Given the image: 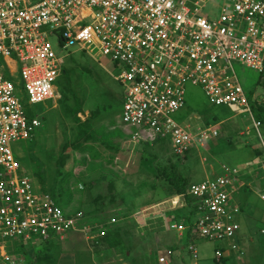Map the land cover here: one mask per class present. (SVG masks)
<instances>
[{"label":"built area","instance_id":"obj_1","mask_svg":"<svg viewBox=\"0 0 264 264\" xmlns=\"http://www.w3.org/2000/svg\"><path fill=\"white\" fill-rule=\"evenodd\" d=\"M49 35L66 55L74 49L112 64L116 72L110 76L122 93L119 119L129 139L165 140L176 156L214 140V125L191 127L172 117L184 106L185 86L198 85L209 104L248 115L264 167L259 121L230 64L261 72L264 0H0V264H36L29 252L36 245L26 244L69 233L95 242L117 219H89L56 204L33 187L11 151L10 143L31 138L38 126L35 116L27 117L19 94L24 93L26 104L57 95L64 59ZM237 181L236 169L221 165L217 175L187 186L194 208L191 225L171 220L168 228L184 234L193 259L196 240L215 243L214 261L243 256L232 204ZM165 202L167 209L184 206L181 195ZM259 233L264 235V228ZM17 245L25 253L14 252ZM170 255L165 250L157 263L169 264Z\"/></svg>","mask_w":264,"mask_h":264},{"label":"rangeland","instance_id":"obj_2","mask_svg":"<svg viewBox=\"0 0 264 264\" xmlns=\"http://www.w3.org/2000/svg\"><path fill=\"white\" fill-rule=\"evenodd\" d=\"M48 39L57 55L64 59L63 64L66 63L65 66L72 67V70H69L71 83L66 84L64 77L60 74L56 84L57 95L55 98L41 103L26 104L24 93L19 94L24 102L25 112L37 118L38 126L31 138L10 143L11 151L24 174L31 179L33 187L35 186L37 189L40 187L35 175L38 167L42 170L43 184L47 191H52V185H55L58 179H65L63 174L69 169L73 174L68 178V185L71 189L77 179H82L84 184L90 181L91 188L85 189L81 184L83 186L81 191L84 190L82 210H91L95 203L99 202L94 198L97 194L103 196L105 194L114 195L119 191L123 193L127 203L121 204V200L119 201V198L116 197L115 203L106 202L104 208L87 213V216L89 215L90 219L91 216L96 217L97 215L102 218L115 215L117 216L116 222L110 229L120 222H127L130 225L129 232L132 234L128 236L126 242L130 245L129 251L125 253L128 256H124L122 248H107L103 244L98 247V240L95 242L86 240L79 232L69 233L66 237L57 239L54 244H51L50 249L53 248L51 250L57 252L56 259L54 257L51 264H158L157 255L164 256L165 250H167L165 241L160 240V234L169 219L168 212L171 210L167 209L168 204L165 202L167 198L163 199L160 193L161 182L140 174L137 170L139 142L129 139V136L121 141L122 146H125L122 147L123 151L121 150L115 155L116 163L121 164L118 168L116 164H112L113 161L110 164L106 162L108 158L104 154H109L112 151L99 143L94 148L97 154L94 157L88 152L81 153L82 155L74 154V143L80 141L74 140L75 128L71 108L75 104L80 105V100L83 98L80 94L86 93L85 89H90L88 91L90 96L86 98L85 106L91 112L97 111L93 116L100 120L99 115H101L104 119L102 124H106L108 119L110 123H114L117 132L119 130L116 126L123 127L120 119L115 116L120 109L118 101L121 86L110 76V74H115L116 70L107 59L95 60L77 50L73 52L75 63L69 62L65 59L68 58V55L56 45L54 37L49 35ZM230 64L249 104L255 102L258 97H264V91L256 84L259 73L236 61H231ZM68 85L69 90L67 89ZM105 105L109 107V110H102ZM172 117L181 125L189 123L188 125L191 127H194L195 124L215 125L214 128L217 131V137L203 148L197 151L191 149L185 154L186 158L183 157L184 155L177 156L181 158L182 166L179 168L188 177L190 183L201 181L204 177L217 175L218 165L225 163L228 166L233 165L237 170L239 187L235 188L232 195L233 200L238 199L245 204L264 194L261 191L264 186L258 185V182L264 178L257 177V173L262 169L258 167L257 159L250 158L249 154L247 152L244 154L243 151V149L245 150L243 146L253 149V146L258 144L255 130L246 113L238 114L229 111L225 106L211 105L198 85H186L184 106ZM257 129L264 136V126L259 122ZM130 130L133 129L130 128ZM225 138H228L230 142L226 143ZM114 141L117 139L115 138ZM166 145L163 153H170L168 142ZM230 147L232 148L230 149ZM85 155L89 161H86ZM60 158L62 163H59ZM80 161L87 162V169L86 165L79 163ZM58 163L59 165H57ZM97 163H101L102 169H97ZM107 170H111L114 174H108ZM79 171L80 176L74 174ZM109 181L112 183L111 188H109ZM78 195L75 194L68 205L72 210H75L78 205V199H76ZM261 226L264 225L261 223L255 225L251 234L252 241L241 238L240 245L244 249L245 255L237 260L236 264H246V256L251 255L257 239L261 236L258 231ZM169 230L176 232L173 229ZM26 245L34 246L39 243L33 242ZM185 245L186 241L182 239L178 244L179 249H175L178 250L176 252H181L182 256L171 250V257H168L171 264L214 263L215 243L196 240L194 242L197 251L196 259L191 257ZM259 255L257 262H264L263 248L259 250ZM147 257H151V259ZM226 264L231 263L227 262Z\"/></svg>","mask_w":264,"mask_h":264},{"label":"trees","instance_id":"obj_3","mask_svg":"<svg viewBox=\"0 0 264 264\" xmlns=\"http://www.w3.org/2000/svg\"><path fill=\"white\" fill-rule=\"evenodd\" d=\"M69 55H68V60L69 62H74V57H73V52L69 50ZM81 53H83L85 55L84 52L80 51ZM87 56V55H86ZM89 57V56H88ZM69 70H72V67H67L65 65L62 66L61 69V74L65 79V83L66 84H70L71 83V78H70V73ZM256 84L258 86L261 87V89L264 91V65L263 68L261 70V72L259 73L257 79H256ZM67 86V85H66ZM65 87V84H64ZM67 89L69 90V85L67 87ZM121 95V94H120ZM112 99V98H110ZM120 103V97H119V101ZM79 104H77V107L71 108V114H72V119L74 120L77 119L75 117V110L78 109ZM250 107L252 110V113L255 117V119L257 121H259V123H261L264 126V102L262 103H250ZM103 111L109 110V107L107 105L102 107ZM96 112H88V116L85 118L86 120H88L91 116H93L94 114H96ZM27 117L30 118L31 115L27 114ZM84 125V124H82ZM224 141L226 143L230 142V140L228 138H225ZM166 141L165 140H159L153 144H148V143H143V142H139L138 145H140V150H139V155H138V166H137V170L140 174H144L146 176H150L152 179L157 180L159 182H161L160 185V193L163 197V199L171 197L173 195H181L183 202H184V206L181 207H176V209H173V220L176 219V221L181 220L185 225H191L192 222V217L194 214V208H193V200L191 198H189L185 192L187 189V186L190 184L188 177L180 170L179 167L182 166V164L180 163V159L177 156H174L171 152L170 153H163V151L165 150V146L166 145ZM258 144H256L255 146H253V149H249L247 150L246 148H248V146H243L246 150L245 152H251L254 158H259L260 157V150L259 147L257 146ZM210 148H212L210 146ZM232 147H230L231 149ZM114 151L117 150V148L113 149ZM215 154V152H214ZM186 155H184L183 157H185ZM182 157V158H183ZM113 159V155H111L106 162L107 163H111ZM83 160V159H82ZM59 163H62V159L60 158ZM59 163L57 165H59ZM100 167V164H99ZM57 168V166H56ZM93 169V168H92ZM36 179L38 181V183L40 184L39 190L41 192H46L50 195V197L54 200V202L56 204H59L61 206H67L70 204L72 197L75 194H79L78 197L76 199H78L75 210L76 211H81L82 213L86 214L87 213H92V212H96L99 211L100 209L104 208V206L106 205V202H108L109 204L111 203H115L114 200L115 198H119V201L121 200V204H125L126 200H124V196L123 193L116 192L114 195L113 194H105V195H101V194H97L96 196H94V198H96L97 201H99L97 204L95 203V206H93V208L91 210H82V196H83V191L79 190L76 188L75 184L77 181L81 182L85 189L86 188H91V183L90 181L87 182L86 184H84V182L79 179L76 180L74 186L72 187V189L70 188V185H68V178L72 177L73 174L71 172V170L69 169L68 172H65V174H63L64 177H66L65 179L62 180V178L57 180V183L55 182V185H52V191H47L46 187L43 184V177H42V170L40 167L36 168ZM108 174H114L111 170H107ZM63 177V178H64ZM81 178V177H79ZM110 183V187H112V183L111 181H109ZM143 183V182H142ZM83 188V186H82ZM109 191V190H108ZM110 193V192H109ZM127 203V202H126ZM89 216V215H88ZM92 219H96V218H102L100 215H97L96 217H90ZM127 222H120L119 224H116V226H114L113 228H109L106 233L104 234V236L100 237L98 239V247L100 244H103L104 246H106L107 248H112V247H119L124 249V256H128L125 253L128 252L130 245L127 242V238L128 236H131V232H129L130 230V225H128ZM128 230V231H127ZM54 241L56 240H48V241H42L39 243V245H36L33 249H31L30 252V256L32 258V260L36 263V264H51L54 257L56 259L57 256V252L52 251L51 248V244H54ZM170 250H175V249H179L177 245H170L168 247ZM182 249V247H181ZM14 252H19V253H25V250L21 249L18 245L15 246L13 248ZM149 259H151V257H147ZM229 260L228 262H230L231 264L233 263V260L231 257H227V256H222L219 261H214L213 260V264H226V261Z\"/></svg>","mask_w":264,"mask_h":264},{"label":"crops","instance_id":"obj_4","mask_svg":"<svg viewBox=\"0 0 264 264\" xmlns=\"http://www.w3.org/2000/svg\"><path fill=\"white\" fill-rule=\"evenodd\" d=\"M70 51L73 52L74 49H72ZM65 59L68 60V58H65ZM65 65H66V63H65ZM89 90L90 89L87 88V89H85L86 93L80 94L81 98L82 97L83 98L81 99L82 101L80 100V105H78L79 107H78V109L75 110V113H74L75 117L77 118V119L74 118V128H75L74 129L75 130L74 131L75 132L74 133V140L75 141L78 140V142L80 141L79 143H77V142L74 143V154L76 155V154H79V153L81 154V153H84V152H88L89 154H93V157H94L95 155H97L96 151L94 150V148L99 143L102 146H104L105 148L111 149V151H112L111 153L104 154V155L107 158H109L111 155H113V160H112L113 163L112 164H116V167L118 168L119 165H121V164H117L116 163L117 157H115V155H116V153L120 152L121 150L122 151L124 150L123 148H124L125 145L122 146L121 141L127 139L126 136H128V135L126 134V127H124V126L123 127L116 126L117 129L119 130L117 132L115 130L114 123L113 124L110 123V121L108 119L105 122L106 124H102V123H104L103 122L104 119H103V117H101V115H99L100 120L99 119L97 120L94 116L90 117L88 120H86L85 118L88 116L89 110H88V107L85 106L87 104L85 100H86V98L88 96H90L89 92H88ZM121 96H122V93L120 95V103H121ZM81 102H83V103H81ZM77 103H79V102H77ZM120 103H119V106H120ZM76 107H77V104L74 105V108H76ZM119 112H120V109H119ZM119 112L117 111V114L115 115L118 118H119ZM103 116H105V115H103ZM82 124H84V125H82ZM195 125H197V124H195ZM241 133L242 132L240 131V134ZM262 137L264 138V136H262ZM115 138L117 139V141H114ZM252 144H256V143H252ZM115 148H117V150L114 151L113 149H115ZM246 149L249 150L248 148H246ZM245 150L243 149L244 154H246ZM189 151H191V149ZM170 152H171V150H170ZM188 152H186L185 154H187ZM248 154H249L250 158L257 159V163L259 165L258 167L262 169V170H260L257 173V177L258 178H264V167H262L260 165L259 158H254L251 152L250 153L248 152ZM85 156H86V161H89L88 160L89 158L87 157V155H85ZM174 156H176V155H174ZM81 162L82 161H80L79 163L81 165H86L85 168L87 169V166H88L87 162H85V163H83V162L81 163ZM103 162L104 161L102 160V163ZM99 164H100V167H99ZM99 164L97 165L98 166L97 169H102L101 163H99ZM108 164H110V163H108ZM221 165L228 166L225 163H220V165H218L217 174L219 173ZM230 166L232 168H234L233 165H230ZM230 166H228V167H230ZM79 173H80V171L76 172L74 174L80 176ZM83 177H86V176L83 175ZM237 177H238V175H237ZM262 181H264V180L261 179L258 182L259 186H264V182H262ZM191 183H193V182H191ZM78 184L81 186V189H82V185H81L82 183L79 182V181H77L76 184H75L76 188L79 189L77 187ZM238 187H237V189H238ZM81 189H79V190H81ZM261 191L264 192V187L262 188ZM168 198H170V197H168ZM232 204H234V206L237 208V211H238L237 212V219H238L239 230H238V233L236 235V240L238 241L239 246L241 247V249L244 252V249L240 245L241 238L244 239V240L252 241L251 234H252L253 229L255 228V225H257L259 223L264 225V194H261V196L255 197L254 199H252L251 201H248L245 204L240 202L238 199L233 200V198H232ZM167 208H168V205H167ZM174 209H176V208H174ZM168 210H171L170 212H168L169 219H168V221H166V224L163 226V229H162L161 234H160V238L161 239L159 238L160 240L165 241L167 249H168V247L170 245H177L178 246L180 241L182 239H185L184 234L180 236L176 232H173L172 230H169L168 224H169V222L171 220H173L172 218H173L174 213H173V209L169 208ZM174 221H176V219ZM262 228H264V226L263 227L261 226L259 228V230L262 229ZM262 248L264 249V235L259 236V238L257 239V243H255V246L253 247L251 255L246 256V258H245L246 259V264H264L263 261L257 262L258 258L260 257L259 250L262 249ZM174 251H175V253H179L180 256H182L181 252H176L178 250H174ZM244 255H245V252H244L242 257H244ZM169 257H171V256H169ZM242 257H240V258L231 257V258L233 260V263L236 264L237 260L241 259ZM228 261L229 260H227L226 263ZM168 262H169V259H168ZM169 264H171V263L169 262ZM194 264H196V263H194Z\"/></svg>","mask_w":264,"mask_h":264}]
</instances>
